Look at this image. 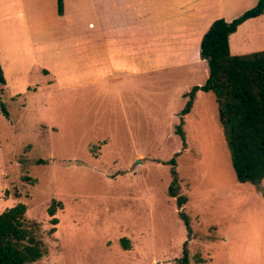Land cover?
<instances>
[{"label":"rangeland","instance_id":"obj_1","mask_svg":"<svg viewBox=\"0 0 264 264\" xmlns=\"http://www.w3.org/2000/svg\"><path fill=\"white\" fill-rule=\"evenodd\" d=\"M105 5L64 0L60 15L57 0H0V213L23 202L39 224L48 252L31 264H179L185 241L191 264H264V181H238L214 93L184 116L185 147L176 131L207 60L118 40L94 57ZM231 44L264 50V14ZM176 153L182 207L169 194Z\"/></svg>","mask_w":264,"mask_h":264},{"label":"trees","instance_id":"obj_2","mask_svg":"<svg viewBox=\"0 0 264 264\" xmlns=\"http://www.w3.org/2000/svg\"><path fill=\"white\" fill-rule=\"evenodd\" d=\"M57 4L58 13L62 15L64 0H57ZM263 13L264 0H259L233 20L218 18L211 24L202 38L200 50L201 57L207 60L209 76L204 84L193 86L185 94L187 102L176 127L185 147L184 116L192 110L198 91L214 93L236 177L241 183L257 187L264 181V50L233 54L230 36L246 20ZM5 83L0 57V86ZM177 154L170 160L173 179L169 194L177 197L178 207H182L188 198L180 193L179 174L174 167ZM60 206L62 203L54 199L48 207L54 225L58 223L55 214ZM26 212L27 205L20 202L0 213V264H31L48 252L38 233L39 224L29 222ZM179 214L191 237L193 228L189 215L184 211ZM54 231L52 227L50 232ZM188 245L185 241L179 264H191Z\"/></svg>","mask_w":264,"mask_h":264},{"label":"crops","instance_id":"obj_3","mask_svg":"<svg viewBox=\"0 0 264 264\" xmlns=\"http://www.w3.org/2000/svg\"><path fill=\"white\" fill-rule=\"evenodd\" d=\"M258 1L107 0L103 10L98 9L94 12L96 20L93 28L94 31H98V34H93L92 37L94 57L101 52L107 54L112 52L111 45L118 40L129 46V52L133 51L134 43H145L156 45L160 59H188L187 54L201 50L202 38L216 19L224 18L231 21L241 15L239 13L246 2H249L246 3L248 8L255 6ZM250 20L252 18L244 23ZM236 32L230 36L232 53V37ZM38 47L36 49L41 53L43 50ZM235 50H238V46ZM171 54L177 56H170Z\"/></svg>","mask_w":264,"mask_h":264}]
</instances>
